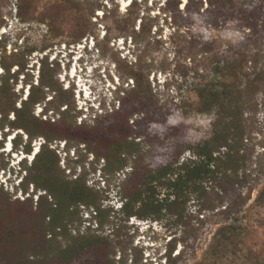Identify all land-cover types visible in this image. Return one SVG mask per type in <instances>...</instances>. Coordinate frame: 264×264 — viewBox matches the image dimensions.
<instances>
[{
    "label": "trees",
    "instance_id": "16d2710c",
    "mask_svg": "<svg viewBox=\"0 0 264 264\" xmlns=\"http://www.w3.org/2000/svg\"><path fill=\"white\" fill-rule=\"evenodd\" d=\"M148 1L128 0L122 11L118 0H67L72 9L88 18L99 17L97 13L102 12L103 17L111 19L110 30L117 31L118 37H131L134 43L135 61L126 60L123 69L134 86L118 87L114 107L93 113V124L85 119L78 122L82 111L73 115L77 107H73L66 95L67 89L59 85L56 73L48 71L44 59L36 79L26 71L25 59L12 63H7L4 57L0 59L3 68L0 131L5 136L6 129L17 131L13 139L15 149L22 146L23 153L34 155L31 165L27 163V156L21 159L26 174L17 190L29 194L27 197L13 198L0 182V264H128L120 226L112 214L115 210L104 205L100 190L91 187L81 173L68 175L61 169L59 155L50 147L56 140H64L68 150L72 142L84 144L98 160L104 159L105 171H119L131 163L132 169L117 192L121 200L118 212L127 220L136 217L181 223L189 202L194 197H205L206 182L229 172L238 176L243 172L246 177L249 170L246 140L251 132L246 113L257 105L259 81L248 77L243 82V77L249 76L243 71L245 56L226 59L218 53L210 56L213 43L198 38L192 28L198 15L216 28L238 20L242 28L256 31L264 24L263 8L253 6V0H162L159 10L173 28L171 45L165 47V41L152 35L153 24L149 23L145 11ZM20 14L25 20L22 11ZM87 34L84 31L73 43L80 42ZM1 44L6 46L4 36L0 37V57ZM52 44H46L42 51ZM163 48L165 52L159 60L156 53ZM36 50H30L29 54ZM170 53L174 55L173 61L184 57L200 62L191 70L200 78L195 85L198 100L194 109L216 115L212 136L194 145L179 144L184 126L168 124L171 111L166 101H162L159 89L152 86V74L155 78L158 71L169 69L165 62ZM211 64L223 77L218 84L206 81ZM116 65L121 73V62L117 61ZM187 74V71L182 73ZM20 81L21 88L17 89ZM153 123L165 125L164 140L178 139L173 157L157 166L146 163L141 154ZM23 134L27 136L26 142ZM38 138L44 142L34 154L33 144ZM2 147L5 148L3 144ZM186 151L188 155H184ZM5 167L4 159L0 158V169ZM31 186L34 189L30 193ZM82 205L93 215L83 229L87 219L80 214ZM235 205L226 206L224 213L237 212L233 211ZM239 236L231 225L220 227L214 252L222 255L232 248L241 249ZM175 248L167 253V264L180 258V254L173 257Z\"/></svg>",
    "mask_w": 264,
    "mask_h": 264
},
{
    "label": "rangeland",
    "instance_id": "374dc122",
    "mask_svg": "<svg viewBox=\"0 0 264 264\" xmlns=\"http://www.w3.org/2000/svg\"><path fill=\"white\" fill-rule=\"evenodd\" d=\"M118 1L124 11L128 0ZM161 2L149 0L145 11L149 23L153 24L152 35L165 41V47H170L173 28L159 10ZM252 3L263 8L264 17V0H253ZM21 11L25 20L20 16ZM98 14L99 17L92 18L83 16L72 9L67 0H0V37L4 36L6 42V46L1 44L0 59L4 57L7 63L25 59L28 63L26 71L35 79L44 59L48 71L56 73L59 85L67 89L66 95L70 97L73 107H77L73 115L82 111L78 116L79 123L85 119L93 124V113H101L104 107L110 110L114 107L118 87L129 89L134 86L133 80L128 81L123 72L126 60L135 61L134 43L129 36L118 37L117 31L109 29L112 26L111 19L103 17L102 12ZM194 18L192 31L195 35L213 43L210 56L215 53L223 59L245 56L247 60L243 61V71L249 76L243 77V82L248 77L259 81L255 98L257 105L246 113L251 123L250 136L246 140L249 154L246 177H243V172L239 176L229 172L206 182L205 197H194L189 202L186 217L181 223L169 219L156 222L136 217L127 220L118 212L121 200L117 192L132 169L131 163L119 171H105L104 159L98 160L84 144L72 142L68 150L64 140H56L50 147L59 155L61 169H65L68 175L81 173L91 187L100 190L104 205L113 207L115 211L112 214L120 226L119 235L125 245L128 264H167V253L174 246L173 257L180 254V258L172 264H264V24L258 30L250 31L242 28L238 20L216 28L198 15ZM84 31H87V36L73 43ZM156 31L160 33L156 35ZM48 43L53 44L42 51ZM32 49L38 50L29 54ZM164 52L163 48L156 53L159 60ZM173 60L174 55L170 53L169 60L165 62L169 69L166 72L158 71L155 78L153 73L151 80L152 86L159 89L162 101H166L171 111L168 124L183 125L184 132L179 140H164L165 125L153 123L150 126L141 154L145 162L152 166L171 159L177 150L178 141L184 146L194 145L209 139L213 134L215 113H200L194 109L198 100L195 85L200 82V78L191 70L200 62L197 60L194 63L191 58L184 57ZM117 61L121 62L122 74L116 65ZM2 70L0 65V73ZM186 71L188 74L183 76L182 73ZM206 75V81L216 84L223 80L214 71L213 64ZM22 79L23 75L20 76ZM21 84L20 81L17 89L21 88ZM16 132L6 129L5 136L0 131V158L4 159L6 165L5 169H0V182L5 191L14 195L13 198L23 199L29 194L17 190L26 174L23 161L18 159L27 156V163L31 165L34 156L23 153L20 150L22 146L16 150L13 143L15 137L12 138L13 151L6 150L10 136ZM23 141H27L26 134H23ZM42 142V138L34 141L35 151L36 145ZM184 155H188L187 151ZM33 189L31 186L30 193ZM230 204H237L233 208L237 212L227 215L224 209ZM80 210L83 219H87L83 222V229L91 222L93 215L83 205ZM225 225H231L240 234L242 248L226 250L222 256L214 250L218 244V229Z\"/></svg>",
    "mask_w": 264,
    "mask_h": 264
},
{
    "label": "bare ground",
    "instance_id": "6f19581e",
    "mask_svg": "<svg viewBox=\"0 0 264 264\" xmlns=\"http://www.w3.org/2000/svg\"><path fill=\"white\" fill-rule=\"evenodd\" d=\"M185 2H186V0H185ZM38 150H39V145L37 144V145H36V151H35V153H37ZM35 153H34V154H35ZM31 156L33 157L34 155H31Z\"/></svg>",
    "mask_w": 264,
    "mask_h": 264
},
{
    "label": "clouds",
    "instance_id": "9594fccd",
    "mask_svg": "<svg viewBox=\"0 0 264 264\" xmlns=\"http://www.w3.org/2000/svg\"><path fill=\"white\" fill-rule=\"evenodd\" d=\"M14 136H15V134H14Z\"/></svg>",
    "mask_w": 264,
    "mask_h": 264
}]
</instances>
